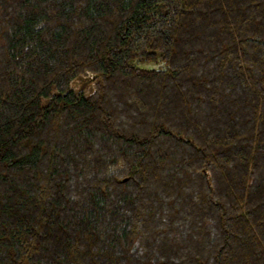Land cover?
I'll return each instance as SVG.
<instances>
[{"label": "trees", "instance_id": "obj_1", "mask_svg": "<svg viewBox=\"0 0 264 264\" xmlns=\"http://www.w3.org/2000/svg\"><path fill=\"white\" fill-rule=\"evenodd\" d=\"M165 250L264 264V0H0V264Z\"/></svg>", "mask_w": 264, "mask_h": 264}, {"label": "rangeland", "instance_id": "obj_2", "mask_svg": "<svg viewBox=\"0 0 264 264\" xmlns=\"http://www.w3.org/2000/svg\"><path fill=\"white\" fill-rule=\"evenodd\" d=\"M134 65L136 66H139L140 68L142 69H145V70H160V69H163L164 68V65L163 63L160 61L158 63H151V62H138V61H135L133 62ZM96 75H93V74H88V75H83V76H80L78 78H76L72 84H71V87L72 89L76 92V93H83L87 96L89 95H92L94 92H95V77ZM147 99H150V100H153V96H149ZM150 102V101H148ZM152 104V103H151ZM180 103L177 102V104L175 105V109H176V106H179ZM206 116V115H205ZM206 118V117H204ZM214 118V117H213ZM216 119V117H215ZM177 123L180 122V121H176ZM210 122V121H209ZM221 130V129H220ZM216 134V133H215ZM164 152H168V151H164ZM170 165H174L173 162H170ZM148 182V181H147ZM151 184V188H150V191L147 192L146 194H144L143 196H141L140 200H142L145 196H151L152 195V192H156L157 195L161 194L162 192L160 191L161 190V186L164 185V186H167L169 184V180L168 179H158L156 180V183L154 184L153 182H150ZM196 195V192L195 191H187L186 192V195L187 197H175V200H178L180 201L181 203L182 202H187V201H190L191 198L195 197ZM191 197V198H190ZM183 204V203H182ZM186 204V203H185ZM184 206V205H182ZM145 207L151 211V208L148 206V204L145 205ZM191 206L188 204L186 206V209H190ZM153 210V209H152ZM198 216L195 218L196 221H202L204 222V218L203 216H201V214H197ZM127 216H130V215H127ZM160 223H156V227L154 229H151L149 230V233L148 234H151L152 235V231H157V228H159ZM163 225H168L166 224V222L163 223ZM169 225H170V221H169ZM150 235V236H151ZM166 244V242H165ZM168 246V244H166ZM202 247H197V250H199V252L201 251ZM152 252V251H151ZM167 250H165V255H167V262H172V263H177V261H175L171 256H169L167 254ZM153 253V252H152ZM156 253V252H155ZM163 253V252H162ZM164 254V253H163ZM174 258H177V259H180V255H176Z\"/></svg>", "mask_w": 264, "mask_h": 264}, {"label": "water", "instance_id": "obj_3", "mask_svg": "<svg viewBox=\"0 0 264 264\" xmlns=\"http://www.w3.org/2000/svg\"><path fill=\"white\" fill-rule=\"evenodd\" d=\"M126 182V181H125Z\"/></svg>", "mask_w": 264, "mask_h": 264}]
</instances>
